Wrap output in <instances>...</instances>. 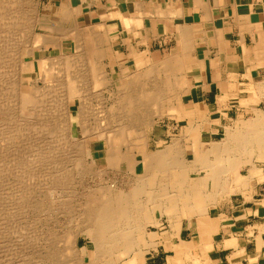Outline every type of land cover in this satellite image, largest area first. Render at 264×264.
Wrapping results in <instances>:
<instances>
[{
	"label": "bare ground",
	"instance_id": "6f19581e",
	"mask_svg": "<svg viewBox=\"0 0 264 264\" xmlns=\"http://www.w3.org/2000/svg\"><path fill=\"white\" fill-rule=\"evenodd\" d=\"M40 1L41 0H0V34H1V32L4 31V30L1 31L2 29H5V27L7 29V27L10 25L8 27L9 28V32L11 31V34H14L12 36L10 34V36L12 37V39H13L14 36L15 37H19L17 39V41L14 42V46L16 47L15 48V50H16V53H15L16 54V60L20 64V69H18L19 70L18 72L16 71L17 74L16 73H13L12 75L15 74L16 77L19 76L18 78L20 79L19 80L20 81V85H19V87L17 86L18 87L17 88L18 90H14V92L12 91L14 93V94H12V95H14L13 97L15 99H16V96H18L17 98H19V99H20V97H22L23 101L21 102V104L23 105V103L24 104L26 103L27 105H25V106L26 107L28 106L29 109L32 108V107H33V109H35L34 107L37 106L38 103H45L44 106L42 104V106H43V108H42L43 111L42 112H44V113L38 112V114L41 113L40 114L41 117H43V115H44V118L49 122V123H47L45 121V119H43V121H45V123H47L49 125V127L51 126L50 128L48 127L47 130L50 131V133H47V134H49V135L52 134L53 135V136L51 135L52 138L55 139L54 140L55 141L54 146H51V144L53 145V142L52 143L51 142H48V139L46 141V142H48V145H50V146L46 147V149H45V150H47V148H48V150H47V155H48L47 157L48 158L47 159L51 160L50 158L53 157L52 154H55L56 152L59 154L62 151L63 154L61 155V157H59V158H61L60 161L57 160V159H59V158H57L56 159L57 160L56 162L59 161V163H60V162H63V160H67L68 161L67 164H70L71 165V167H70L71 170L66 167V171H62L61 166H60L59 169H61V170H57L56 169L57 172L56 173L54 172L56 174L54 176H51L54 173H51L50 174V173L47 172L52 177L51 179L55 178L54 179V186L56 185V187H58L57 185H59L60 187H62L64 185L65 187L66 186L69 187V186H71L70 184L73 185V181H75V180H73V177L75 178V176L77 177V175L79 174L78 175V178L79 177L81 178L78 181L76 179V182H77L78 186L80 187V190L79 191L77 189V191H78L79 194L76 195V196H78V201L77 202L79 203L78 205L80 206L78 208L79 209L81 208V213H80V211L78 213L80 215H82L81 217L83 219L82 221L84 222V224H83L82 227H80L81 228V231H79L78 234L76 232H74V231H72L70 233H66L65 236L67 237V241L64 239L65 240V243L68 242L66 245L69 244V247L72 246L73 250L78 249L81 253L87 254L88 253L87 247L79 248V246H78V237H79V234H84L94 244V251H93L94 254H93V257H92V260L94 261V264H107V260L109 258H111L109 256H111L114 252H117V253L119 252V253H121V255L123 254V256H125V257H127L126 255H128L129 253H133V255L130 257V259H127L126 260L127 262L126 261L125 262L126 263H131V264H137L136 257L142 251L139 252L140 249H139V251H137L135 249V247H136L137 244H139V242L146 241V240H143V238H141L143 236L140 235L142 233H141V228H140L139 224L137 223V221H139V220H137V218L141 217V215H144L145 213L148 214V211H147L145 205L146 204L151 205V207H153L152 212L153 213L156 212V215H159V214L160 215H163V214L165 215V214H167L168 216H171V215H174L175 213L176 214H180L181 213L182 215H185V214H189V213L193 214V213H196V212H201L202 214H204L206 212V209H207L206 205L211 204V201L214 200V199H216L215 197L219 193L222 192V189L220 188V186L222 184V181L224 180V177L227 174L230 175V173H235L237 175L239 166L241 164V159H239L238 157H236L234 155V153L235 152H239V153H236V154H241V153L244 152V157H245V154H246L245 152H247V153L249 152V154H246V155H250L252 152H254L256 150L258 152L259 151L260 152L261 151L263 152V149H264V119H263V117L261 115H257L256 118L255 119H252L250 122L244 123L242 126L237 125L236 126L237 128L227 130V135H226V137L224 139H222L221 141H218V142H215L214 141V142L209 143L210 146L208 148H205L204 147V145H206V144L202 143L199 139L198 140L196 139L194 141L195 142L194 143V148H195L194 150H195V152L193 154L194 157H195V159L192 160V162L189 165H186V164H185L186 166L184 165L185 166V167H183L184 171L182 169H180V168H179L180 170H178V171H181V172L188 171V175H189V173L191 172V170H201V169L208 168L209 169V172H210L209 175H207L206 177H203V178L200 177L198 179H188L187 178L188 176L186 175L187 173H183L182 175L181 174H178L179 172L176 170L177 169V166H179V167H180V165L183 166L182 163H180V161L178 159V154L180 156V152H183L184 153V151H180V149L182 147L181 146V142H182L181 139H179V138L178 139H174L173 138L174 140L171 142V144L169 146L167 145V147L165 149L159 150L158 152L151 153V152H148L149 150H147L148 149V145H147L148 142L145 139L144 133L142 131H139V128H141L140 126L138 127L137 130L135 129L136 131H133V132H135V134H136V132H138V133L139 132L140 133L142 132V134L139 133V135L141 136V138L140 137L139 138H136L137 136L136 137L134 136L135 137L134 138L135 141L134 140H130L128 137H126L125 136L126 134H124L123 131H125L127 128H128V130H133V128L136 127V126L134 127L135 124L138 125V124L141 123V118H143L141 114H143V113L140 114V108H144V109L150 108L147 105L146 106L148 108H146V106H140L139 104L137 105L136 103L139 102L140 98L143 99L144 96H141L140 94H139L140 95L139 96L138 95V92L139 91L136 92V94L134 92H132V87H133L132 85H135V83L137 84V82H140L139 79L141 77H148L147 78L148 80H149V78H151V80L149 82L145 78L146 79V82L144 84H142V83L141 84H142V86H146L149 83V86L150 87L149 86L146 87L145 89H143V91H144L145 95H148L149 96V99H151L152 101L151 100H148L147 98H144V99L146 100V102H147V100L149 101L147 103H151V105H153L154 108L151 107V109H154L152 111L155 112L157 110V109L155 110V108H158V106L155 105L156 103L155 104H152V103H154L155 101H161L163 98H162V96L160 97V95H163L164 96V93L167 92V90H166V92L163 90V88L165 86L163 84L166 83V86L167 85H170V84H173V86H174V84H175L176 87L178 86V88H177L178 89L177 93H178L179 90L182 88V85L185 83V81H183L184 80L183 77H186L187 75L186 74L185 75H182L183 77L180 76V78L183 79L181 81H174V77H175L176 74L173 76V74L171 73L172 76H173V81L174 82L173 81L170 82L169 81L170 80V78H169L170 75H168L169 76L168 77L167 76L168 73L167 74L165 73L166 75H163V76L168 77V78L165 77L168 80L167 81L165 79L160 80L161 78L160 79H158L159 77L156 78L155 75H153V73H152V70L154 71V69H157V67L155 66V64L153 66L150 64L152 66L151 68H150V66L148 67V65H147V68H150L149 71H148V69H147V71H144L143 70V72L142 73L140 72V74H138L137 72L134 75H132L133 72L131 74H125V75L123 74V76L127 77L128 79H130V80H127L126 81L127 83H125L124 88L125 87L126 88H128V87L130 88L132 86L131 87V90L128 91V89L127 90H125V89L123 90L122 88H119L116 91H118V93H119L121 90H123L122 94L123 93L124 94L123 95L121 94L120 96H118L120 93L119 94L116 93V92L115 93L118 94L116 97H119L120 98V101L119 100L118 101L120 103L121 102H125L128 106H124L125 103L123 105L119 104V106H118V103H117L118 101H115L114 100L116 102V103L114 102L115 105H110L107 108L108 109H111L112 111H114L115 109H120V108L121 109L122 108H125L126 109L127 108L128 110H126V111L128 112V115L126 117H128L129 120H127V119L126 120L128 122H130L131 126L128 125V124H125V125H128L129 127H127V128L121 127L123 125H120L122 123V122H120L118 124L120 125L121 128L120 127L119 128L115 127V125H117V124H115L116 123L115 120H117V119L114 120L113 117H116L114 115L117 112H115V114L111 115L109 111H106L107 110L106 108H105L106 110L105 109L104 110L103 109H100V108H98L96 106L97 104L94 103V104H96L95 106L97 107V108H95V106L92 103V97L93 96H91V94H90L92 91L90 92V89H88L89 88L88 85H90V82L89 81H91V80H89L90 79L89 78V75L91 73H93V72H91V73L88 72L87 76H84L82 74V71H81V74L83 75V76H81V74L79 75V73H78V71H79V69L81 67L79 69L77 67H75V66H78L79 64L81 66V63L79 61H81V62L83 61L84 64L82 66L83 67L84 66L86 67V65H87L88 66L87 68H90V70H92V71H94L95 69H97V70L100 69L101 70L102 67L103 68L106 67V64L104 63L105 61H100V60H103V57L102 56H101V58H99L100 56L98 55L99 56L98 57L99 59H97L95 57L96 59L94 61H96L95 63H97V64H92V62H94L93 59L87 57V56H92V53L93 52H94V54H95V52H97L96 54L101 53L100 52V49H99V47H100L99 45L101 43L99 42V45H98L99 47L95 46V48H94V45L91 44V42H90V44L93 46V48H92L91 45H90V47L85 48V45H88L89 44L88 42H87L88 44H85V42H86L85 40L86 39L88 41H90V40L88 38H85V40H84L85 42H84L83 40L81 41V38L82 37L80 38L79 32H81L80 31L81 29L91 30V29H94L95 27H93V26L90 27L91 24H89V27H86V28H84V27L83 28H78L79 26L78 27H75L76 25H74V28H72V29L71 28L70 29H64L61 26L60 27H58V26L57 27H55V26L53 27V24H51L41 14V11H39V4L41 3ZM73 1L75 2V0H73ZM67 8H68V6H67ZM77 10L78 9L76 8V10L73 12V10L71 9V11H72L71 13H75L76 14L78 12ZM67 11L64 14L65 17L68 15ZM30 13H31V15H30ZM25 14L26 15L28 14L27 15L28 18L31 17V19L29 18V20H31L30 21L31 23L29 22L28 32L26 34L24 33V35L23 34L20 35V34L15 33V32H18L19 31V29H20L19 28L20 27L19 26V22L21 23L22 17ZM70 14L67 16V18H69ZM103 15H105V13ZM26 18H25V20H26ZM104 19H106V18H104ZM122 19H123V17H122ZM127 20H128V22H130L131 19L130 20L127 19ZM127 20H124V21L127 22ZM24 22H28V21H24ZM67 22H68V20H67ZM17 23H18V25H17ZM99 24L100 23H98V25ZM12 25L14 26V28L17 29V30H15L14 33H13L14 30H10L11 28H13ZM67 25H68V23H67ZM104 25H105V23H104ZM104 25H103V28H105ZM126 25L129 26L130 24L127 23ZM23 28H25V26ZM39 28L45 29L46 31L40 33L41 36L39 37L40 38L39 41H35L36 40L35 34H37L36 30L39 29ZM91 31H90V33H91ZM5 33L6 32H4V34ZM7 33H8V31H7ZM4 34L2 33L1 36L4 35ZM77 34H79L78 35L79 42H77V46L74 43L75 46H76L75 47V49H76L75 54H72L69 57H67V55H66V56H64V57H62L60 59L59 58H53V57L50 58V57H46L45 56L46 55V52L44 51V49H45L46 42H50L49 40H51L53 42V40H54V42H55L56 45L61 46V45H63L62 44V38L68 37V36H70V37L73 38V37H76ZM92 34L94 35V33H92ZM98 34H100V33H98ZM17 35H19V36H17ZM106 35H107V31H106ZM103 36H104V34H103ZM11 37L10 38H7L6 37V38L7 39H11ZM78 37H76V38L78 39ZM88 37H91V34ZM97 37L100 38L99 35ZM3 38H5V35H4ZM90 39H91V41L93 40L92 37ZM96 39L97 38L95 36V40ZM106 39H108V38H106ZM76 40H74V41L76 42ZM99 41H101V40H99ZM93 42H95L96 44H98V42H96L94 40H93ZM8 43H10V42H8ZM106 43H108V42H106ZM1 44L2 43H0V45ZM4 44L5 45H8L6 43H4ZM36 44H40L42 46L41 58L38 59V61L40 60L42 62V68L45 71L46 70L53 69V68L56 69L55 64H57V62H58V65H61V68L60 69H62V70H59V68H58L56 70H59V71H55L53 69L55 71V73L57 72L56 73V80L57 81L55 80L54 83H49V84L48 83H45V85L43 87H39L36 84L35 87L33 86L34 89L24 90L23 89V85H22L24 83L21 84V82H22L23 78H25V75L27 74V72L31 71V66H30L31 57H32V55L34 53L33 50H34V47H35ZM2 45H1V47H2ZM102 45L103 44H101V46ZM103 46L105 47V45H103ZM7 48H10L11 49V46H9ZM12 48H13L12 50H14L13 45H12ZM23 48H25V53L24 54H23ZM4 50H5L6 53L9 52V51H6V50H8L6 48H3V52H4ZM15 50H14V52H15ZM59 50H60V48H59ZM101 51H103V50H101ZM10 52H11V50H10ZM87 52L89 53V55H85ZM114 52L116 53V51H114ZM104 53H106V49H105V52ZM1 54H3L2 53V50H1L0 55ZM7 56H9V55H7ZM26 56L28 57L29 60L28 59L27 60L25 59ZM12 57H13V55H12ZM86 57H87V59H86ZM16 60L14 59V62H16ZM97 60H99V61L97 62ZM116 60H117V58L116 59H113V62L116 61ZM77 61L79 62V64L76 65L75 63H78ZM165 61L168 62L167 60H164V63L163 64H164L165 67L162 66V68H163V70H165L166 68H168L169 70L166 69V72L167 71L168 72L169 71L171 72L176 63L183 62V61H181L180 57L172 58L171 61L169 63H167V64H165ZM122 62L124 64V66H126V69H127L128 68L127 62H125V61H122ZM85 63H88V64H85ZM142 63H144V62H142V60L139 59V60H137L135 62V65H136L137 68H139ZM161 63H160V66L162 65ZM72 64L75 65V66L73 67ZM70 66H72L74 69L76 68L75 70L78 69V71H76V73H75V70H74V73H72L73 70H71V67ZM158 66H159V64H158ZM57 67H59V66H57ZM176 67H178V66H176ZM179 67H181V66H179ZM87 68H86V70H87ZM113 68H115V67H113ZM119 68H120V66H119ZM15 69H17V68L15 67ZM69 70L72 71V72H70ZM120 70H122V69H120ZM99 71H98V74L97 73H93L91 75L92 77L90 76L91 79L94 76L93 81L96 80L95 79L96 76L99 77L101 75L102 76V79H103L104 76L106 77L105 74H107V73H102L101 71H100L101 73H99ZM123 71H125V68L121 72H123ZM157 71H159V69ZM154 72H156V71H154ZM148 73H150V74H148ZM159 73H157V74L155 73L156 76H160ZM1 74H3V72H1L0 75ZM15 75H14V77H15ZM129 75H130V78H129ZM16 77H15V79L18 80V78H16ZM152 77H155V78H152ZM176 79L179 80V78H176ZM133 80L136 81V82L134 83ZM93 81H91V82H93ZM104 81L108 83V81H106V80H104ZM13 83H14V85H13ZM13 83H12L13 86H15L16 84L18 85L17 82H13ZM96 84H98L97 81H96ZM100 84L101 83H99V85ZM90 86L93 88L92 83H91ZM104 87H106V86H104ZM179 87H181V88L179 89ZM167 88H168V86L166 87V89ZM170 88H172V87H170ZM98 89H100V88H98ZM101 89H103V88H101ZM95 91H97V90L95 89ZM107 91H108V89H107ZM136 91H137V89H136ZM186 92H187V89L182 91V96H180L179 100H183V93L185 94ZM263 92H264V90H263ZM93 94L95 95V92H93L92 95ZM96 94H97V92H96ZM109 94H111V92ZM179 94H181V93H179ZM97 95H96V97H97ZM101 95H102V93H101ZM14 98H11V102H13L12 99H14ZM111 98L108 97V99H111ZM114 98H115V96H114ZM15 99H14L13 105L16 103ZM251 99L253 100V98H251ZM259 99H260V97H259ZM18 100H17V102H18ZM95 100H97V99H95ZM103 100H104V98H103ZM170 100L171 99H168L167 101H170ZM252 100H249V101H252ZM99 101H100V99H99ZM175 101H176V99H175ZM101 103H99L98 105H100ZM106 103H107V101H106ZM172 103H173V101H172ZM18 104H19V106H17ZM18 104L17 105H14V106L20 107V110H21L22 106H20V103H18ZM74 104H76V106H77V110L76 111H74V109L72 108ZM166 104H169V103H166ZM180 104H181V102H180ZM10 105H12V104H10ZM101 107H102V104H101ZM9 108L12 109L13 107L11 106ZM160 108L161 107H159L158 109H160ZM167 108L169 110H171L172 113H173L174 110L180 112L181 111L180 109L182 107L181 106H176L175 107L173 105H170ZM15 109L17 110V108H15ZM15 109H12L13 112H15ZM23 109L24 110H22V113H20V114L18 113V115H17L18 117H19V115L23 114V111H24V113L28 111L27 108H26V111H25V108L24 107H23ZM161 109L164 110L163 108H161ZM168 109H167V111H168ZM3 110H5V109H3ZM8 110L6 109V112ZM18 110L16 112H18ZM123 110L124 109H122V111ZM72 111H74V113L77 114V116L79 118L78 125L80 127L81 138L80 137H76L73 134L74 122L72 121V117H73L72 114H74V113H72ZM115 111H118V110H115ZM152 111H151L150 114H153ZM157 111H156L155 115L156 114H159V113H157ZM182 111H183V114H184V109L183 108H182ZM182 111L179 114H182ZM0 112H1V110H0ZM145 112H144V118H146L145 120H147L146 122H148L149 121V118H150V114H148L149 112L145 114ZM161 112H163V111H161ZM4 113H5V111H4ZM9 113H10V110H9ZM13 114L14 113H11L10 116H8V113H6V115L8 116V118H10L9 120H11V119H13V118L16 117V115H15V117H13L14 116ZM26 114H27V117L24 114L25 116L23 117V115H22V118H25V117L27 119L30 118V117H28L29 116L28 113H26ZM3 115H5V114H3ZM11 115H13L12 118H11ZM160 115H162V114H160ZM39 116L37 118V121L38 122L40 121V124H42V122H41L42 120H38L40 118ZM156 116H159V115H156ZM184 116H185V118H188L189 119V122L191 123V125H193L192 128L195 129V130H198L200 128L199 121H201V120L204 119L203 110L200 109L199 107L196 108L195 112H193L192 114H189V116L188 115L186 116L184 114L183 115V118H184ZM118 117H121V116H118ZM151 117H152V115H151ZM8 118H6V119H8ZM15 119H14V121L13 120L12 121L15 124L17 122L19 123L18 120H20V119H18L16 122H15ZM121 119H122V117H121ZM23 120H26V119H23ZM121 121H123V119ZM146 122L144 124H146ZM18 123H17V125L19 126ZM27 123L29 124L28 121H27ZM92 123H94V125ZM44 124H42L43 127L40 125L41 128H38L39 127L38 126V127H36L35 130H37V128L40 129L39 131L42 134L43 133V130L45 131V129L47 128V127L45 128V126H47V125L44 126ZM20 126H22L21 121H20ZM20 126H19V130L18 129H15L16 130V133H18L17 130L23 132L24 129H26V128L28 129L29 126L31 127V124H29V126H27V124H26V126L23 125L25 128L22 126L23 127L22 130H20L21 129ZM188 130L189 129H187V131ZM46 131H45V133H46ZM14 132H12V134L15 135L16 133H14ZM25 132L27 134V131H25ZM38 132L36 134L39 135L40 132L39 133ZM18 134H20V135H17V136L22 137L21 133H18ZM41 134H40V136L43 135V134L42 135ZM102 135L104 136L103 139H101V136ZM26 136H25V134L23 135V137H26ZM51 136H49V141L50 140L53 141V139H50ZM93 136L98 137L99 140H101V141L104 142V146L106 148V153H107L106 154V162L108 164V169L107 170H109V168L112 169V168H114V167L117 166V170L116 171H118V168H119L118 166H119L120 162L123 163L125 161V163L127 165V169L130 171L129 173L132 172V175H133V173L135 174L134 175L135 176L134 181L136 183L135 182L133 184L131 183L132 184V188L130 187L131 188L130 191L124 190L125 188L121 189L122 187L121 188L118 187L119 185L116 186L115 185L116 183L115 184H111L110 183L111 185L106 186L107 187V188H105L106 189L105 190L106 192L103 193L104 194V198H102V196L99 197V196H97L98 194L96 195V190H97L96 188H94L95 190H93V188L90 187V186L93 185L92 183H91L92 185L88 186L89 185V182H88V185H87L88 179L86 181V179L84 178V176H86L87 178L88 177L90 178L91 176L96 177V176H100L101 174L104 175L106 173L105 172L106 170L105 171H96L95 170V167H97L96 166L97 165V161L95 160V158H94V156L92 154V151L93 150H91L90 145L88 144V140L91 137H93ZM10 138L12 139L13 137H10ZM13 139L15 140V138H13ZM124 145H126V148H124L125 147ZM55 147H57V148H55ZM10 148L13 149V147H10ZM10 148H8V149H10ZM54 149L55 150L58 149V151H56L55 153H53L55 151ZM32 150H34V148H32ZM134 151L140 152L139 155L141 156V161H138L137 159L132 160V158H134ZM220 151L223 152V155H222L223 157H220V154H218ZM34 152H35V150L32 152L34 155L33 156H31V155L28 156L27 159L28 158L30 159V157H31L32 160L30 159L29 161H31V162L32 161L33 162L35 161L36 162L35 165L38 163V161H43V159H45V161H46L45 164L49 161V160L48 161L46 160V157H45L46 154L45 155H43L42 153H40V154L37 153L36 154ZM50 153H52V154H50ZM185 154L186 153H184V157H185ZM181 155H183V154H181ZM211 155H215L216 157L218 156V158L219 157L220 158L219 159L218 158H216V159L214 158L215 160H212V159H210L211 158L210 157ZM242 155L243 154H241L240 156H242ZM182 159H183V161L185 160L183 157H182ZM182 159H181V161H182ZM29 161L27 160L26 162H29ZM31 162L28 163V164H32ZM49 163H51V162H49ZM43 164H42V166H43ZM63 164H64V162H63ZM139 165L142 166V171L140 173H138L139 172V170H138ZM65 166H66V164H65ZM46 167H49L51 169V167L48 166V164H47ZM57 167H59V166L57 165ZM33 168H35V167H33ZM45 168H42V169L45 170ZM49 168H47V169H49ZM32 170L30 172H32ZM53 170L55 171L54 167H53ZM37 171L38 170H36V172ZM57 173H59V174H57ZM120 173L121 172H119V174ZM28 174H29V171H28L27 175ZM37 174H38V172L36 173V176L38 178V175L40 176V174H38V175ZM33 175H34V173H33ZM71 175H73V177H71ZM120 175L122 176V174H120ZM23 176H21V177L23 178ZM29 176H31V175H29ZM36 176H35V178H36ZM44 176L47 177L46 175H41L40 176L42 178H40V182L39 183H41V181H42L41 179L44 180V178H43ZM50 176H49V180H48V181H50V184L49 185H51V183L53 181V180L51 181ZM69 177H71V178H69ZM100 178H101V176H100ZM160 178H162V180H160ZM23 179H22V181H23ZM25 179H26V177H25ZM46 179H48V178H46ZM68 179H69V181H68ZM36 180L38 182L39 181V178L36 179ZM90 180H92V179H90ZM30 181H32V176H31V180ZM55 181H57V184L55 183ZM100 181H101V179H100ZM209 181L212 182V185H213L214 190H215L213 194L212 193L211 194L209 193V192L212 191L210 189H209L210 191L208 192V194L206 193V189H208L206 187H207V184H208ZM96 182L99 183V181H96ZM118 183L119 184H122L121 182H118ZM44 184H43V186H44ZM68 184H69V186H68ZM77 184H75V185H77ZM39 185L38 186L36 185L38 187V188L36 187L37 189L40 188ZM46 185H47V182H46ZM49 185H47V186L49 187ZM47 186H46V188H48ZM52 186H53V183H52V185L50 186V188L48 190H51V187ZM44 187H42V189ZM98 187H100V186H98ZM46 188H45V190H46ZM55 188L54 189L52 188V189L54 191L56 189L61 190V191L63 190V189H59V187L56 188V189ZM64 189H66V188H64ZM69 189H71V188L69 187ZM99 189H100V192H101V188H99ZM211 189H212V186H211ZM66 190L68 191V189H66ZM73 191H76V189L73 190ZM77 191L75 193H77ZM98 191L99 190H97V192ZM43 192H44V190H43ZM29 194L27 193L26 197L29 198L28 201L30 203L31 202L30 198L34 194H32V195H31V193H29ZM65 194L67 195V193H65ZM49 195H52V194L50 193ZM49 195H48V198L51 199V200L50 199L49 200L50 201H53L54 200V199H52V196L53 195L51 197H49ZM143 195H144V198L146 197V199H145L146 200L145 205L140 200V197L141 196L143 197ZM70 196H67V197H70ZM45 197H46V195H45ZM98 197L101 198V199H104V200H101ZM71 198H72V196H71ZM64 199H67V198L64 197ZM72 199L69 198L68 201H72ZM65 202L63 201V203H65ZM67 205L68 204H66V206ZM76 205H77V203H76ZM204 205H205V207H204ZM38 207L39 206H37V208ZM69 207H71V206L68 205V208ZM70 209H72V208H70ZM73 209H74V207H73ZM65 210H68V209H65ZM65 210H63V211H65ZM63 211L61 210V212H63ZM70 211H72V210H70ZM68 212L66 211L65 213L68 215L69 214ZM78 213H77V215H78ZM144 218H146V220H147L150 217H148V216L146 217L145 216ZM151 218H153V217H151ZM144 222H147V221H143V223ZM150 222L153 223V220L150 221ZM155 224H156V222H155ZM179 224L180 223H178V225ZM144 227H145V225H144ZM144 227H143V230L145 229ZM80 228L77 227V229H80ZM143 233H144V231H143ZM152 235H150V236H152ZM50 236H52V235H50ZM48 237L49 236H47V238ZM50 238H49V240H50ZM43 241H45V239H43ZM49 242L50 241L46 242L47 245L44 244V246L41 247V253H38V254H40V257H41L40 259H41V262L42 263L48 261V260L42 261V260H44L45 257H47V258L50 257L51 259L50 258L49 259L52 260L53 257H56L57 258L58 257L57 255H59V252L57 254V252H56L57 250H55L56 249L55 248L56 245H54V243H51V242H50L51 243L50 244ZM65 243H64V246H65ZM151 243H152V241H151ZM32 245H30L31 246V248L29 247L30 249H35V247H37L35 245H33V246ZM49 245H51V246H49ZM32 247H34V248H32ZM38 247L36 248L37 250H39ZM66 247H68V246H66ZM66 247H65V249H66ZM141 247H144V246H141ZM68 250L69 249H67V251ZM80 252H79V254H80ZM60 253H61V251H60ZM33 254L29 253L30 256H28V258L30 260L28 259V262H30V264H39L38 263V262H40V259L39 258H37V259H39L38 262L36 260L33 261V259L31 258V257H33ZM64 254H65V251H64ZM113 255H115V254H113ZM106 257H108V258H106ZM64 258H65V256H64ZM78 258H76V260ZM54 259H53V262H54ZM57 259H55V261H58L59 260L58 263H60L61 262L60 259H63V257L61 256L60 259H58V260ZM79 259L81 261H78V262L81 263L82 262L81 257ZM112 262H113V260H112ZM80 263H78V264H80ZM21 264H22V262H21ZM55 264H57V263H55ZM83 264H86V263H83ZM87 264H88V262H87Z\"/></svg>",
	"mask_w": 264,
	"mask_h": 264
},
{
	"label": "rangeland",
	"instance_id": "374dc122",
	"mask_svg": "<svg viewBox=\"0 0 264 264\" xmlns=\"http://www.w3.org/2000/svg\"><path fill=\"white\" fill-rule=\"evenodd\" d=\"M40 2L41 3L39 4V11H41V10L44 9L46 0H41ZM27 15L25 14L22 17L21 23L19 22V26L20 27L19 26L18 27L20 29H19L18 32H15V30H17V29L14 28V26L12 25L13 28H11L10 30H14L13 33L15 32V33H18L20 35H22V34L24 35V33L26 34L28 32L29 22L31 21V20H29V18L31 19V17L28 18ZM30 15H31V13H30ZM24 17L25 18L27 17L28 19L26 18V20H25ZM24 21H28V22H24ZM17 25H18V23H17ZM23 25L25 26V28H23L24 27ZM8 27H7V29L5 27V29L8 31L9 34L7 33V31L5 29H2L1 30V31L4 30L3 32H1V34L2 33L4 34V32H6L4 34L5 35V38H3L4 35L1 36V34H0V38H1L0 39V43L3 44V45L1 44L2 47L0 45V53H1V50H2V53H3V54L0 55V71L3 72V74L0 75V78H1L0 79V110H1V112H0V264H21V262H22V264H28V263L30 264V262H28V259H29L28 256H30L29 253L33 254L34 252H35L33 254V257L34 258L33 257H31V258L33 259V261L36 260L38 262L39 259L41 258L40 257V254H38V253H41V247L44 246V244H46V242H48V241H50L51 243H54V245H56L55 246V248H56L55 250H57L56 251L57 254L59 252V255H57L58 256L57 258L60 259L61 256H62L63 259H60L61 262L58 263L59 260L56 257H53V259L55 258L58 261H55V259H54V262H53V259L50 260L51 259L50 257H49L50 259L47 258V257H45L44 260H42V261H46V260H48V261L43 262L44 264H53V263L54 264L55 263H57V264H65L66 262L68 264H78V263H80L78 261H81L79 259L80 257L82 259V262L80 264H83V263H86L87 264V262H88V264H90V263L91 264H94V261L92 260V257H93V254H94L93 253V251H94V244L84 234H79V237H78V246H79V248L87 247V249H88V253L87 254L88 255L81 253L78 249L73 250L72 246L69 247V244L66 245L68 242L65 243V240L67 241V237L65 236L66 233H70V232L74 231V232H76L78 234V232L81 231V228L80 227H82L83 224H84V222L82 221L83 219L81 217L82 215H80L78 213L79 211L81 213V208L80 209L78 208L80 206L78 205L79 203L77 202L78 201V196H76V195L79 194L78 191L80 190V187L78 186V184L76 182V179L78 181L81 178L80 177L78 178V175L79 174L77 175V177L75 176V178L73 177V175H71V177H73V180H75V181H73V185L70 184L71 186H69V184H68V186L71 189H69V187H67V186L65 187L64 185L62 187H60L59 185H57L59 187V189H63L61 191V190L56 189V188H58V187H56V185L54 186V179L55 178L51 179L52 178L51 176L56 175L55 173L57 172V170H61L62 169V171H66V167L71 170V168H70L71 165L70 164H67V162H68L67 160H63L64 164H63V162H60L59 163V161L61 159L59 157H61V155L63 154V152L61 151L59 153L60 154L59 155L56 152V151H58V149H56V150L54 149L55 151L53 153L56 152L55 154L50 153V154L53 155V157H52L53 159L52 158H50L51 160L47 159L48 158L47 157L48 156L47 155L48 148H47V150H45V149H46V147L50 146V145H48V142H51V143L53 142V145L51 144V146H54V144H55V141L54 140L55 139L52 138V136H53L52 134H51L52 136L49 135V134H47V133H50V131L47 130L48 127H49V125L47 123H49V122L44 118V115L43 114H42L43 117H41V115H40L41 113L38 114V112H42L43 111L42 108L45 105V103H38L37 106L34 107L35 109H33V107L29 109L28 106L27 107L25 106V105H27L26 103L25 104L23 103L24 106L21 104V102L23 101L22 97H20V99H19V98H17L18 96H16V99H15L13 97L14 95H12V94H14L13 93L14 90H18L17 88L20 85V81H19L20 79L18 78L19 76L16 77V75L14 74L15 77L18 78V80H16L15 77H14V75H12L13 73H16L17 74V72L19 71L18 69H20V64L16 60V54H15L16 53V50H15L16 47L14 46V42H16L19 37H15L14 36L15 38L13 37V39H12L11 36L14 35V34H11V31L9 32V28ZM83 30L84 29H81L80 30L81 32H79L80 38L82 37L81 38V41L82 40L84 41L85 38H88L90 40V41H88L86 39L85 40L86 42L84 41L85 44H88L89 43L88 45H85V48H88V47H90L91 44H93L94 45V48H95V46H97V47L100 46L99 49H100V52H101L99 54H96L97 52H95V54H94V52L93 53L91 52L92 53V56H87V57L92 58L93 61H94L96 58L99 59L102 56L103 57V60H100V61H105L104 63L106 64V67L105 68L102 67L103 70L102 69L101 70L99 69V70L102 73H107L108 75L105 74L106 77L104 76L103 79H102V76L101 75L99 76L100 78L98 76H96L95 77L96 80L93 81L94 76L91 79V77H92L91 75L93 73H97L98 74V71L99 70L95 69L94 70L95 72H94V71L90 70V68H87L88 67L87 65H86V67L84 66L85 67L84 68L82 66L84 64L83 61H82L83 63L81 61H79L81 63V66H80V64H79L78 61H77L78 63H75L76 65L79 64L78 65L79 67L72 64L73 67L75 66L78 69L81 67L83 70L80 68L79 71H78V69L75 70L76 68L74 69L72 66H70L71 67V70H73V72L70 71V70L69 71L72 72V73H74V70H75V73H76V71H78L79 75L81 74V71H82V74L84 76H87L88 72L89 73L93 72V73H91L89 75V78H90L89 80L93 81V82L89 81L90 82V85L92 83L93 88L90 85H88V87H89L88 89H90V92L92 91L90 94H91V96H93L92 97V103H93V105L95 106L97 104L96 106L98 108H100V109H103V110L106 108L107 110L106 109L105 110L106 111H109L111 115H113V114H115V112H117L114 115L117 118L116 117H113L114 120L117 119V120H115V122H116L115 124H117V125H115V127L119 128L120 125H123L121 127L127 128V127H129L128 125L131 126L130 122L127 121V120H129L128 117H126L128 115V112L126 110H128V109L127 108L126 109L125 108H122V109H124L122 111V109L120 108V109H115V110H118V111H115L114 109H113L114 111H112L111 109H108L107 107L110 106V105H115V103H116L115 101H118V100L120 101V98L119 97H116V96L119 93L120 94L118 96H120L122 94V92H123L124 89L125 90L128 89V91L131 90V87L133 86L134 88L132 87V92H134L136 94V92L139 91L138 92V95L140 94L141 96H144L143 99L139 97L140 100L136 104L137 105L139 104L140 106H146L147 105L150 108H148L147 106H146V108H148V109L140 108V114L143 113V114H141L142 117H143V118H141V123L138 124V125L135 124L134 127L136 126L137 128L135 127V128H133V130H128V128H127L125 131H123L124 134H126L125 136L128 137L130 140H134V141H135L134 138L136 136H137L136 138H139V137L141 138V136L139 135L140 132L139 133L136 132V134H135V132H133V131H136L138 129V127L140 126L141 128H139V131H142L144 133L145 139L148 142L147 143V145H148V149L147 150H149L148 152H151V153L158 152L159 150L165 149L167 147V145L169 146L174 139H178V138L181 139L182 140L181 146L184 149L181 147L180 151H184V153H186V154H185V157H184V153L183 152H180V156L178 154V159H179L180 163H182L183 166H181V165H180V167L177 166V169L176 168L175 169L177 171L180 170V169H182L184 171L183 167H185L186 165H189L192 162V160L195 159V157L193 155L194 152H195V150H194L195 149L194 148V143L195 142L194 141L196 140V138H198L197 132H196L195 129L192 128L193 125H191V123L189 122V119L188 118H185V116L183 118V115L184 114L186 116L187 115L189 116V114H192L194 112L190 108H188L187 106H184V102L187 99L188 93H185V94L183 93V99H184V101L183 100H179L180 96H182V91L188 89V87H190V85H191V80L192 79L189 78V77H187V76L186 77H183L182 76V75H185V74L187 75L188 73H190V71H189L190 70L189 63L188 62H185L184 60H181L183 62L176 63L171 72L170 71L169 72L168 71L166 72V69L167 70H169V69L168 68H166V69L164 68L165 70H163L162 66H164V64H163L164 63V60H161V61H158V62H152V61H150V60L147 59V60H145L144 63H142L140 65L139 68L132 67V69L131 68L130 69L129 68L126 69V66H124V64H123V62L121 60L122 59V55L120 54L117 46L114 43L115 40L112 37L113 34H114L113 31L111 32L108 28H103V27H95L94 29H91L92 31L91 30H84L83 31ZM41 31L44 32L46 30L45 29H42V28L37 29L36 30L37 34H35V38H36L35 41H39L40 40L39 37L41 36L40 35V33H42ZM90 31H91V33H90ZM106 31H107V35H106ZM89 33L91 34V37L93 38V40L96 41V42H98V44H96L95 42H93V40L91 41V39H90L91 37H88L90 35ZM92 33H94V35L96 34L95 35L96 38H97L96 40H95V36ZM98 33H100V34H98ZM10 34H11V36H10ZM79 34H77L76 37H78ZM97 34L100 36V38L97 37L98 36ZM103 34H104L105 37L103 36ZM17 36H19V35H17ZM6 37L7 38H10L11 37V39H7ZM76 37H73L72 38V37L68 36L66 39H64L66 41L64 48L61 47V46H58V45H56L58 47H52V46L51 47H47L46 49H44V51L46 52V55L45 56L46 57H50V58L53 57V58H59L60 59V58H62L64 56H66V55H67V57H69L72 54H75V51H76L75 47L77 46V42H79V37H78V39ZM106 38H108V39H106ZM74 40H76V42ZM99 40H101V41H99ZM7 41L10 42V43H8ZM3 42L6 43V44H8V45H5ZM90 42H91V44H90ZM99 42L101 44L105 45V47L103 45L101 46V44L99 45ZM106 42H108V43H106ZM74 43L76 44V46H75ZM12 45L14 47L15 52H14V50H12L13 49L12 48ZM9 46H11V49L10 48H7ZM3 48L8 49L6 51H9L8 52L9 54L6 53L5 50L3 52ZM59 48H60V50H59ZM92 48H93V46H92ZM105 49H106V53H104L105 52ZM10 50H11V52H10ZM41 50H42V46L40 44H36L35 47H34V50H33L34 53H33L32 57H31V63H30L31 71L27 72V74L25 75V78H23V80L21 79L22 80L21 84L24 83V84H22L24 90L34 89L33 86L35 87L36 84L39 87H43L45 85V83H48V84L49 83H54V81L56 80V73H57V72L55 73V71L62 70V69H60L61 68V65H58V62H57V64H55V66H56V69L59 68V70H56L55 68H53L55 71L53 69H50V70H46L45 71L42 68V62L40 60L38 61V59L41 58ZM101 50H103V51H101ZM114 51H116V53ZM24 53H25V48H23V54ZM87 53L85 55H89V53L88 54ZM7 55H9V56H7ZM12 55H13L14 58L12 57ZM87 57H86V59H87ZM116 58H117L118 61L116 60V61L113 62V59H116ZM172 58H177V56L176 55L175 56L174 55H170L169 58L165 59V60L168 61V62L165 61V64L169 63L171 61L170 59H172ZM14 59L16 60V62H14ZM25 59L27 60L28 57L26 56ZM98 61L99 60H97V62ZM95 62L96 61L92 62V64H97ZM159 62L160 63L162 62L161 63L162 64L161 66H160V63ZM85 64H88V63H85ZM150 64L152 66L155 64V66L157 67V69H154V71H156V72H154L152 70V73H153V75H155L156 78H158V77H159L158 79L161 78L160 80L165 79L167 81L168 79H166V78H168L169 77L168 75H170V77H169L170 80L169 81L172 82L173 81V76L176 74L178 77L176 75H175V77L176 78H179V80L174 77V81H181L183 79H184L183 81H185V83L182 85V88L179 87V89L180 88L181 89L179 90L178 93H177L178 86L176 87L175 84H174V86H173V84L167 85L168 86L167 89H166V87H167L166 86V83L163 84V85H165L164 88H163V90L165 92L167 90V92L164 93V96L163 95H160V97L162 96L163 99L161 101H155L154 103H152V104H155L156 103L155 105H157L158 108L161 107V108L164 109V110H162L161 108L160 109L155 108V110L156 109L158 110V111L156 110L157 113H159V114H156V115H159V116H156L155 115L156 111L155 112L152 111V110H154V109H151V107H153V105H151V103H147V102H149L148 100H151V99H149V96L148 95H145V93L143 91V89H145L146 87L149 86V83L148 82L151 80V78H149V80H148L147 79L148 77H141L139 79L140 82H137L138 85L135 83L136 81H134L135 80L134 79L133 81H134L135 85H132L130 88L129 87L128 88H126V87L124 88L125 83H127L126 81L127 80H130V79H128L127 77L123 76V74L124 75L125 74H131L133 72L132 75H134V74H136V72L138 74H140V72L142 73L143 70L144 71H147V69H148V71H149V69L152 67ZM158 64H159V66H158ZM147 65H148V67L150 66V68H147ZM57 66H59V67H57ZM119 66H120V68H119ZM176 66H178V67H176ZM179 66H181V67H179ZM15 67L17 69H15ZM113 67H115V68H113ZM86 68H87L88 71L86 70ZM124 68H125V71L121 72ZM120 69H122V70H120ZM158 69H159V71H157ZM100 71H99V73H101ZM155 73L156 74L159 73L160 76H156ZM165 73L166 74L168 73L167 74L168 77L163 76V75H166ZM171 73L173 74V76H172ZM82 74H81V76H83ZM148 74H150V73H148ZM180 76L183 77V79L180 78ZM155 77H152V78H155ZM129 78H130V75H129ZM145 78L147 79V81H148L147 83L148 84L146 86H142V84H144L146 82V79ZM104 80L108 81V83L105 82ZM96 81L98 82V84H96ZM13 82H17L18 85L16 84L15 86H13L14 85ZM12 83H13V85H12ZM99 83H101V84L99 85ZM93 84L95 86L96 85L97 86L95 87ZM263 85H264V81H259L255 85H253V86H251L249 88V92L247 93V96L249 95L248 100H242L241 101V106L244 109H241L239 111H235L234 110L233 115H232V118L233 119L231 121V124L230 125H227L225 127V130L221 131L218 134V136L215 137L214 140H212V141H220V140H222L223 138L226 137L227 130L237 128L236 127L237 125L242 126L244 123L250 122L252 119H255L257 115H261L263 117V119H264V92H263L264 86ZM104 86H106V87H104ZM170 87H172V88L174 87L175 89L174 88L172 89ZM98 88H100V89H98ZM101 88H103V89H101ZM106 88L108 89V91H107ZM119 88H122L123 90H121L118 93V91H116V90H118ZM95 89L97 91H95ZM136 89H137V91H136ZM93 92H95V95L94 94L92 95ZM96 92H97L98 95L100 94L99 95L100 97L96 94ZM100 92L102 93V95H101ZM110 92H111V94H109ZM115 92L118 93V94H116ZM179 93H181V94H179ZM96 95H97L98 98L96 97ZM114 96H115V98H114ZM258 96L260 97V99H259ZM108 97L109 98L112 97V98L111 99H108ZM11 98H14L17 104L20 103V106H22L21 110H20V107L14 106V105H17L16 103L13 105L14 99H12L13 102H11ZM94 98L97 99V100H95ZM103 98H104V100H103ZM144 98H147L148 99L147 102H146V100ZM251 98H253V100ZM99 99H100V101H99ZM168 99H171V100L170 101H167ZM175 99H176V101H175ZM17 100H18V102H17ZM249 100H252V101H249ZM106 101H107V103H106ZM119 101L117 102L118 103V106H119V104L123 105L125 103V102H121L120 103ZM172 101H173V103H172ZM179 101L181 102V104H180ZM94 103H96V104H94ZM99 103L102 104V107H101V104L98 105ZM166 103H169V104H166ZM10 104H12V105H10ZM42 104H43V106H42ZM170 105H173L175 107L176 106H181L184 109V114H183L182 108L180 109L182 111V114H179L181 111L179 112V111H176L174 109H173L174 111L172 113V111L167 108ZM11 106L13 107L12 109H15V108H17V110L19 109L18 112H16L17 111L16 109H15V112H13V110L11 108H9ZM17 106H19V104ZM96 106H95V108H97ZM124 106H128V105L125 103ZM23 107L25 108V111H26V108L28 109V111L25 112V113L23 111V114L19 115V117H18L17 116L18 113L20 114V113H22V110H24ZM72 108L74 109V111H76L77 110L76 104H74ZM166 108L168 109L169 112L167 111ZM3 109H5V110H3ZM6 109L7 110L9 109L10 110V113H9V110L6 112ZM4 111H5V113H4ZM74 111H72V113H74ZM143 111L144 112L146 111L145 114L148 113V112H149L148 114H150L151 111L153 113V114H150V118H149V121L148 122H146L147 120H145L146 118H144V112ZM161 111H163V112H161ZM6 113H8V116H10L11 113H14L13 114L14 116L11 115V118H12V116L15 117V115H16V117H15L16 119L13 118V119L9 120L10 118H8V116L6 115ZM26 113H28V115H29L28 117H30V118H28V119L26 118L27 117V114ZM42 113H44V112H42ZM3 114H5V115H3ZM24 114L26 115V117L25 118H22V115H23V117L25 116ZM160 114H162V115H160ZM203 114H204V117L207 115L204 112H203ZM72 115H73L72 121L74 122L73 134H74V136L81 138L80 127L78 125L79 118H78L77 114H75V113L72 114ZM117 115L118 116H121L122 119H123V121H121L122 120L121 117H118ZM151 115H152V117H151ZM38 116L40 117L38 120H42L41 121L42 124H44L45 121L47 122V123L44 124V126L47 125V126H45V128L47 127L45 129V131L46 130L47 131L45 133V131L43 130V133H42L43 135L39 131L40 129H38V128H41V126L43 127V125L40 124V121L39 122L37 121ZM6 118H8V119H6ZM14 119H15V122L18 119H20V120H18L19 123L17 122L19 124V126H20V121H21L22 126L23 125L26 126V124H27V126H29V124H31V127L29 126L28 129L27 128L24 129L23 132L22 131H18L19 130V126L17 125V123L15 124L13 122ZM23 119H26L29 122V124L27 123L26 120H23ZM43 119H45V121H43ZM120 122H122L123 124L121 123L119 125L118 123H120ZM145 122H146V124H144ZM92 124L94 125V123H92ZM125 124H128V125H125ZM22 126H20V128H21L20 130L23 129L24 126L23 127ZM36 127H38L37 130H35ZM186 128L189 129V130L187 131ZM15 129H18L17 132L18 133H21L22 137L17 136V135H20V134L16 133V130ZM25 131H27V134L28 135L26 134ZM36 131L37 132L38 131L40 132V133L38 132L39 135L36 134L37 133ZM12 132H14L16 134L14 135V134H12ZM142 132L140 134H142ZM24 134H25V136L26 135L27 136L26 137H23ZM40 134L42 136H40ZM48 135L51 136L50 139H53V141L52 140L49 141V136ZM10 137L15 138V140L13 138L11 139ZM103 138H104V136L102 135L101 136V139H103ZM47 139H48V142H46ZM212 141H210V142H212ZM102 142L103 141L99 140L98 137H96V136H93V137H91L88 140V144L90 145L91 150H93L92 151V154H93L95 160L97 161V165H96L97 167H95V170L96 171H105L106 170L105 172L107 174L106 173L104 175L101 174L100 175L101 178H100V176H96V177L91 176L90 178L89 177L87 178L86 176H84V178L86 179V181L88 179L87 185H88V182H89V185L88 186H90V185L93 184L90 187H92L93 190H95L94 188H96L97 190H99L98 192L96 190V195L98 194L97 196H99V197L102 196V198H104V194L103 193L106 192L105 191L106 190L105 188H107L106 186H109L111 184H115L116 183L115 185L116 186L119 185L118 187H120V188L122 187L121 189L125 188L124 190L130 191L131 188H132V184L135 182L134 181V178H135L134 175L135 174L133 173V175H132V172L129 173L130 171L127 169V165H126L125 161L123 162L124 164L120 162V164L118 166L119 167L118 168V171H116L117 170V166L114 167L115 169L114 168H112V169L109 168V170H107L108 169V164L106 162V154L107 153H106V148L104 146V142L103 143ZM210 142H206V143L204 142L206 144V145H204V147L205 148H208L210 146V144H209ZM124 146H125L124 148H126V145H124ZM10 147H13V149L10 148ZM8 148H10V149H8ZM32 148H34V150H35L34 153H36V154L37 153L38 154L42 153L43 155L46 154L45 155L46 160L47 161L49 160V161L46 164H45V162H46L45 159H43L44 162L43 161H38V163L40 165L38 163L35 165V163H36L35 161L34 162L33 161L32 162L29 161L31 159V157H30V159L29 158L27 159V157L30 156V155L31 156L34 155L32 153L34 151V150H32ZM55 148H57V147H55ZM220 152L218 154H220V157H223L222 156L223 155V152H221V153ZM254 152H252L250 155H246V154H249V152L248 153L245 152L246 153L245 154V157H244V152L241 153V154H243L242 156H240L241 154H236V153H239V152H235L234 153V155L236 157H239V159H241V164H240L239 168L244 167L245 165L251 163V160L255 156L259 157L260 155H263L264 154V149H263V152L262 151L261 152L260 151L258 152L257 150L254 151ZM139 153L140 152H138V151H134V158H132V160L137 159L138 161H141V156L139 155ZM259 153H261V154H259ZM181 154H183V155H181ZM182 157L185 159L184 161H183ZM210 157L209 158L212 159V160H215L216 158H218V156L216 157L215 155H211ZM57 158H59V159H57ZM56 159L59 160V161L56 162L57 161ZM181 159H182V161H181ZM27 160L29 162H26ZM30 162L33 165L32 164H28ZM49 162H51V163H49ZM42 164H43V166H42ZM47 164H48V166L51 167V169L49 167H46ZM65 164H66V166H65ZM57 165L59 167H57ZM60 166H61V169H59ZM33 167H35V168H33ZM53 167H54L55 171L53 170ZM42 168H45V170H43ZM47 168H49V169H47ZM31 170H32V172H30ZM36 170H38L37 172H38V174H40V176L41 175H46L47 176V177H45V176L43 177L44 180L41 179L42 180L41 183H39V182H40V178H42V177H40L38 174L37 175H38L39 181L37 182V180H36V179H38L37 176H36V173H37ZM138 170H139L138 173H140L142 171V166L141 165H139ZM28 171H29V174L27 175ZM47 172L50 173V174L51 173H54V172L55 173L50 176V174H48ZM119 172H121L120 174H122V176L119 174ZM178 172L177 173L178 174H181V175L183 173H187L186 175L188 176L187 177L188 179H198L200 177L203 178V177H206L207 175H209V173H210L208 168L201 169V170H191V172L189 173V175H188V171H185V172L178 171ZM33 173L36 176V178L33 175ZM59 173H57V174H59ZM29 175L32 176V181H30L31 180V176H29ZM48 175L50 176L51 181L53 180L52 181L53 186L51 187V190H48L50 188V186L52 185V183H51V185H49L50 184V181H48L49 180V176ZM234 175H236V174L230 175V177H232ZM21 176H23L24 179ZM25 177H26V179H25ZM71 177H69V178H71ZM46 178H48V179H46ZM99 178L101 179V181H100ZM19 179L21 181L23 179V181L21 182ZM90 179H92V180H90ZM234 179H231L229 181L232 182ZM160 180H162V178H160ZM45 181L47 182V185H49V187L46 185V182ZM68 181H69V179H68ZM96 181H99V183L96 182ZM118 182H121L122 184H119ZM55 183L57 184V181H55ZM43 184H44L45 187L43 186ZM75 184H77V185H75ZM36 185L37 186L38 185L40 186V188H39L40 190L37 189L38 187ZM97 185L100 186V187H98ZM46 186L48 188H46ZM211 186H212V189H211ZM42 187H44V188L42 189ZM63 187L66 188V189H68V191L66 189H64ZM45 188H46V190H45ZM52 188L53 189L55 188L56 189L55 190L56 192ZM99 188H101V192H100V189ZM206 188H208V189H206V193L207 194H208V192L210 190H212L211 192H209L210 194L211 193L213 194L214 191H215L214 190V187L212 185V182H210V181L208 182ZM72 189L73 190L76 189V191L78 189L77 193H75L76 191H73ZM43 190H44V192H43ZM26 192L28 194L31 193V195L34 194L30 198V200H31L30 203L28 201L29 198L26 197V195H27ZM50 193L53 196L52 195H49ZM65 193H67V195ZM45 195H46V197H45ZM48 195H49V197L52 196V199H54V200L53 201H50L51 199L48 198ZM70 195L72 196L73 199L71 198ZM67 196H70V197H67ZM64 197H66L67 199H64ZM69 198L72 199V201H68ZM99 199H101V198H99ZM145 199H146V197L144 198V195H143V197L142 196L140 197V200H141V202L144 205L146 203V200ZM218 199H219V197L218 198L216 197V199L212 200L211 203H213V201L215 202V200H218ZM101 200H104V199H101ZM63 201L64 202L66 201L67 203L66 202L63 203ZM75 202L77 203V205H76ZM66 204H68L71 207L68 208V205L66 206ZM37 206H39V207L37 208ZM145 206H146V209L148 211V214L145 213L144 215H141V217L137 218V220H139V221H137V223L139 224V226L141 228V233L142 234H140V235L143 236L141 238H143V240H146V241H144V242H142L141 240H140L141 242L138 241L139 244L136 245L135 249L137 251H139V249H140L139 252H141V251L142 252L136 257V261H137V264H155V262L152 259H149L151 257V254H150L151 251L152 250H156V248L158 246L162 245V244H165V248L167 250L173 251V249H174L173 247L176 246V244L173 241L174 240L175 231L180 227L181 221L183 219H187V218L200 217V215L202 213L201 212H196V213H193V214L189 213V214H185V215H182L181 213L180 214H176L175 213L174 215H171V216H168L167 214H165V215L164 214L163 215H160L159 214L160 215L159 216V215H156V212H154V213L152 212L153 207H151V205L146 204ZM211 206H213V205L212 204L211 205L210 204L209 205H206V207H207L208 210H209V208H211ZM73 207H74V209H73ZM204 207H205V205H204ZM64 208L65 209H68V210H65ZM70 208H72V209H70ZM61 210L62 211L65 210V211L61 212ZM70 210H72V211H70ZM66 211L67 212L69 211L68 212L69 213L68 215L65 213ZM77 213H78V215H77ZM143 216L144 217L145 216L146 217L148 216L150 218L153 217V218H151L153 220V223L150 222V221H152L150 218H148L146 220V218H144ZM143 221H147V222H144L143 223ZM155 222H156V224H155ZM178 223H180V224L178 225ZM169 224L171 225V228H170L171 230H169V227H168ZM144 225H145V227H144ZM76 226L78 228H80V229H77ZM143 227L145 228L144 230H143ZM143 231H144V233H143ZM50 235H52L53 237L50 236ZM150 235H152V236H150ZM47 236H49V237L47 238ZM49 238H50V240H49ZM43 239H45L46 242L43 241ZM151 241H152V243H151ZM64 243H65V246H64ZM32 244L35 245V246H37V247L40 245L38 247L39 250H37L36 249L37 247H35V246H34L35 249H30L31 248L30 245H32ZM49 246H51V245H49ZM66 246H68V247H66ZM141 246H144V247H141ZM34 247H32V248H34ZM65 247H66V249H65ZM67 249H69V250L67 251ZM63 250L65 251V254H64V251ZM60 251H61V253H60ZM79 252H80V254H79ZM194 253H195L194 254L195 255L194 258L196 260H194L193 257L185 256L183 258L182 262L181 263H178V264H206V261L202 260V258L198 255V253H196V248H195V252ZM113 254H115V255H113ZM113 254L111 256H109L111 258H109L110 260L109 259L107 260V264H125L127 262L126 260L127 259H130V257L133 255V253H129L128 255H126L127 257H125V256H123V254L121 255V253H119V252L118 253L117 252H114ZM63 255L65 256V258H64ZM168 255H173V253H168ZM175 256L176 255H174V256H172L170 258H174ZM37 258H39V259H37ZM76 258H78V259L76 260ZM106 258H108V257H106ZM170 258H169V261H170ZM112 260H113V262H112ZM40 262H41V259H40ZM40 262H38V263L41 264L42 262L41 263ZM126 264H131V263H126Z\"/></svg>",
	"mask_w": 264,
	"mask_h": 264
},
{
	"label": "crops",
	"instance_id": "0c3cea01",
	"mask_svg": "<svg viewBox=\"0 0 264 264\" xmlns=\"http://www.w3.org/2000/svg\"><path fill=\"white\" fill-rule=\"evenodd\" d=\"M73 2L46 0L41 14L53 27L64 29L105 23L129 69L139 59L158 62L170 55L189 63L187 77L192 80L184 106L207 114L196 130L202 143L225 130L234 110L244 109L241 101L248 100L249 88L264 81V0ZM76 8L78 12L71 13ZM49 41L45 49L57 47ZM230 175L224 177L219 199L209 210L181 221L173 251L162 244L149 259L155 264H178L185 256L196 260V248L206 264H264V154Z\"/></svg>",
	"mask_w": 264,
	"mask_h": 264
}]
</instances>
